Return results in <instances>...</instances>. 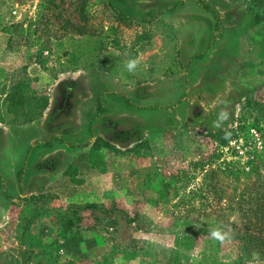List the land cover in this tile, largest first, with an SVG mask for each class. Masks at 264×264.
Segmentation results:
<instances>
[{"label": "rangeland", "instance_id": "rangeland-1", "mask_svg": "<svg viewBox=\"0 0 264 264\" xmlns=\"http://www.w3.org/2000/svg\"><path fill=\"white\" fill-rule=\"evenodd\" d=\"M93 39L96 57L73 65ZM262 42L264 0H0V264L230 263L214 217L198 200L186 215L167 182L181 196L198 160L264 144ZM11 92L47 107L14 122ZM217 129L243 131L218 147Z\"/></svg>", "mask_w": 264, "mask_h": 264}, {"label": "trees", "instance_id": "trees-1", "mask_svg": "<svg viewBox=\"0 0 264 264\" xmlns=\"http://www.w3.org/2000/svg\"><path fill=\"white\" fill-rule=\"evenodd\" d=\"M180 5V2L177 3ZM168 11V10H165ZM83 13V8H81ZM162 13L164 10L161 11ZM120 16V14H118ZM142 21V20H141ZM59 41L57 43H61ZM93 44L86 48L84 52L73 53L76 61L73 65H79L83 61H89L96 57L98 46L97 40H91ZM264 45V42H262ZM59 45V44H58ZM74 57V56H73ZM6 99L5 111L13 115L14 122H31L41 116L48 104L47 97H25L17 96L14 92ZM258 121L254 119L249 124V129H257ZM242 129V128H240ZM239 131L214 130L208 133L217 142L218 147L238 138ZM244 129V128H243ZM257 131H259L257 129ZM226 134H228L226 136ZM61 141L55 137H50L48 141L39 146L48 147L51 141ZM85 146V145H84ZM97 145H90L87 150V164L90 169H99L102 166L96 152ZM230 160H219L220 154L215 153L208 156L209 160H198L196 170L200 172V181L196 188L185 190L186 183L191 179L190 171H183L181 181V196L177 195V188L174 184V176L168 177L170 186V196L167 200L178 198L180 206L186 210L184 213L194 212V200H198L203 209L199 210L202 215L213 216L212 225L221 228L228 233V238L220 242L212 238L216 247L224 244L232 253L230 263L226 264H246L250 260H264V144L259 150H245L243 153L230 148ZM73 170L64 173L69 178L72 177ZM73 180V178H71ZM74 182V180H73ZM76 183H80L75 181ZM168 193V192H167ZM156 195L160 196L159 192ZM163 198V196H161ZM84 209H95L96 204H85ZM207 212V214H205ZM232 218L231 220L229 219ZM189 225H192L190 223Z\"/></svg>", "mask_w": 264, "mask_h": 264}, {"label": "clouds", "instance_id": "clouds-1", "mask_svg": "<svg viewBox=\"0 0 264 264\" xmlns=\"http://www.w3.org/2000/svg\"><path fill=\"white\" fill-rule=\"evenodd\" d=\"M138 65V61L136 59H131L129 61H127L125 67L129 72H133ZM228 119V112L227 111H221L217 117V120H227ZM214 127H220V125L217 123V121L213 122ZM228 134H226L227 136ZM210 236L215 239L218 240L220 242H224L227 238H228V233L225 232L224 230H222L221 228H216L213 229L210 232Z\"/></svg>", "mask_w": 264, "mask_h": 264}, {"label": "crops", "instance_id": "crops-1", "mask_svg": "<svg viewBox=\"0 0 264 264\" xmlns=\"http://www.w3.org/2000/svg\"><path fill=\"white\" fill-rule=\"evenodd\" d=\"M210 32H213L212 30L210 31ZM214 33V35H212V37L210 38L211 39V41L209 40V38H208V42L205 44L206 46L203 48V53H205L206 52V50L208 49V48H210V50L212 49L211 48V46L214 44V42H215V40L217 39V37L219 36H216V33L215 32H213ZM214 39V40H213ZM213 40V41H212ZM221 40H223V39H220V41ZM260 47H261V50L262 49H264V45H263V43H261V45H260ZM202 52V51H201ZM200 51L198 52L199 54H198V56L199 57H197V59H201V58H203V55H201L200 53H201ZM196 59V60H197ZM17 176V175H16ZM15 177V176H14ZM16 178V177H15Z\"/></svg>", "mask_w": 264, "mask_h": 264}]
</instances>
